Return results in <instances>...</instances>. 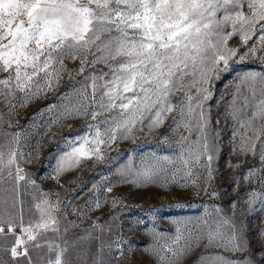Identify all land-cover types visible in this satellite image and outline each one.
I'll list each match as a JSON object with an SVG mask.
<instances>
[{
  "label": "snow or ice",
  "instance_id": "1",
  "mask_svg": "<svg viewBox=\"0 0 264 264\" xmlns=\"http://www.w3.org/2000/svg\"><path fill=\"white\" fill-rule=\"evenodd\" d=\"M233 36L246 46L244 52L229 46ZM253 37L256 39L249 45ZM250 57L264 64V0H0V98L10 105V110L16 107L11 101L18 93L22 94L23 107L54 91L65 76H81L97 64L109 69L83 75L63 93L61 100L67 103L59 108L49 106L48 111L54 115L46 135H56L53 126L71 127L62 124L63 120L85 119L80 132L62 137L63 150L54 167L53 178L57 180L84 161H105L108 153L115 150L113 145L128 139L135 142L136 134L145 127L149 133L154 132L172 115L169 133H180V155L175 161L152 154L142 158L139 166L129 160L117 173L122 182L139 187L155 183L158 176L167 173V165L179 161L186 169L184 187L200 179L192 171L193 163L207 168V183L213 178L211 164L218 152L215 140L219 137V132L212 135L208 105L213 81L229 69L230 62ZM76 60L78 69L68 71L65 62ZM239 79L229 112L238 123L233 130V141L238 140L233 152L260 160V168L248 170L245 179H250L257 172L264 174V73L247 72ZM241 85L254 101L255 112L246 119L237 116L234 107L242 95ZM243 100L247 105V97ZM193 131L197 134L195 141L190 139ZM9 135L11 141L0 145V193H14L16 199L9 195L6 199L0 197V202L12 200L15 207L21 181L27 177L21 161L30 163L38 156L20 149L19 132ZM163 140L168 141V136ZM26 155L31 159L25 160ZM202 160L207 163L201 164ZM181 170L177 168L172 173V181ZM6 182L10 187H4ZM260 182L264 183V175ZM27 183L35 186L30 178ZM106 191L111 192L112 186ZM255 197L256 193H252L249 203ZM116 203L113 200L114 206ZM35 208L40 213L35 221L25 223L22 209L16 216L0 217V246L8 245L4 250L13 259L26 257L28 264H32L30 249L46 247L49 253H56L47 264H65L67 248L47 236L49 231L60 232V221L52 215L60 211L59 201L51 204L42 198ZM174 223L176 234L157 244L177 261L194 243L198 246L205 239L206 248L242 249L238 230L228 220L223 224L229 225L230 233L222 230L223 224L214 229L205 224L201 231L188 227L190 221ZM201 260L237 264L222 256H202Z\"/></svg>",
  "mask_w": 264,
  "mask_h": 264
},
{
  "label": "rangeland",
  "instance_id": "2",
  "mask_svg": "<svg viewBox=\"0 0 264 264\" xmlns=\"http://www.w3.org/2000/svg\"><path fill=\"white\" fill-rule=\"evenodd\" d=\"M255 39L253 37L249 45ZM228 44L241 53L246 49L238 36H233ZM65 63L68 71L79 67V60ZM108 70L107 66L97 64L86 69L81 76L72 79L65 76L54 91L30 100L23 107L20 106L22 94L18 93L11 101L16 105L14 110H10V105L0 98V145L11 141L9 134L19 132L20 149L25 154L31 153L32 157L38 156L30 163L21 161V167L27 174L26 180L21 181L15 207H12V200L0 202V217L16 216L22 209L25 223L35 221L40 216L35 208L40 199L47 198L51 204L59 201L60 211H53L52 215L60 221V232L49 231L47 236L62 248H67L63 255L65 264H209L208 260H201L202 256H222L226 261L237 264H264V235L261 234L264 233V183L260 182L264 174L257 172L254 177L245 179L248 170L260 168L261 162L251 155L245 157L233 152L238 143V140L233 141V130L238 128V123L229 115L237 85L240 84L239 78L247 72L264 73V64L251 57L243 62H230L229 69L213 81L212 98L208 105L212 135L219 132V137L215 140L218 152L211 164L213 178L207 183L204 182L207 168L193 163L192 171L200 179L195 184L189 181L184 187L183 172L186 169L179 161L167 165V173L158 176L155 183L139 187L122 182L123 178L117 173V169L129 160L139 166L142 158L152 154L168 156L175 161L180 155L177 144L180 133H169L172 115L154 132L149 133L145 127L136 134L135 142L128 139L119 142L118 146L113 145L115 150L108 153L105 161H84L80 166L63 172L57 180L53 178L54 167L63 150L62 137L80 132L85 119L63 120L62 124L71 127L53 126L52 131L56 135H46L47 125L54 115V112L48 111L49 106L55 104L59 108L62 103H67L61 100L63 93L83 75ZM241 89L242 95L234 107L237 116L246 119L255 112L254 101L242 85ZM243 97H247V105ZM177 101L178 97L173 103ZM181 131L188 135L183 129ZM164 136H168V141L163 140ZM190 139H197L195 131ZM4 150L7 151L6 148ZM28 159L31 158L26 155L25 160ZM206 163L201 161V164ZM230 164L233 166L229 167ZM177 168L182 170L172 181V173ZM29 178L35 181V186L27 183ZM165 182L166 186H161ZM94 184L96 187H93ZM108 186H112L111 192L106 191ZM4 187H10V184L6 182ZM41 193L47 196L42 197ZM252 193H256V197L249 203ZM9 195L16 199L14 193H0V197L5 199ZM113 200L117 201L115 206ZM224 220L236 226L242 240L241 250L216 246L206 248L205 239L198 246L194 243L192 249L177 261L170 252L159 249L158 240L163 243L165 238L176 234L177 224L174 221H190L188 227L203 231L205 224L214 229ZM222 230L231 232L227 224H223ZM7 246H0V264H28L26 257L13 259L11 253L4 250ZM29 255L32 264H47L48 259H55L56 253H49L45 247L30 249Z\"/></svg>",
  "mask_w": 264,
  "mask_h": 264
}]
</instances>
